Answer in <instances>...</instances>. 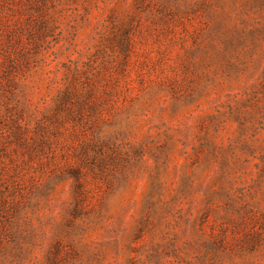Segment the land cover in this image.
Listing matches in <instances>:
<instances>
[{"label": "rangeland", "instance_id": "1", "mask_svg": "<svg viewBox=\"0 0 264 264\" xmlns=\"http://www.w3.org/2000/svg\"><path fill=\"white\" fill-rule=\"evenodd\" d=\"M0 264H264V0H0Z\"/></svg>", "mask_w": 264, "mask_h": 264}]
</instances>
